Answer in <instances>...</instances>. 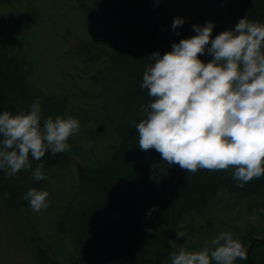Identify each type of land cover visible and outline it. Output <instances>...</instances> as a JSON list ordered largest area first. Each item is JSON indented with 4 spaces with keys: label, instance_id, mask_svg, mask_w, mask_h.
<instances>
[{
    "label": "trees",
    "instance_id": "obj_1",
    "mask_svg": "<svg viewBox=\"0 0 264 264\" xmlns=\"http://www.w3.org/2000/svg\"><path fill=\"white\" fill-rule=\"evenodd\" d=\"M225 1L240 8L241 18L264 24V0ZM77 2L99 30L95 43L81 45V57L85 61L92 58L96 61L103 54L108 55L107 50L112 52L105 71L108 78L104 81L107 88H103V94L107 96L108 89L110 95L121 99L106 110L118 143L108 162L85 169L75 196L57 223L56 234L69 238L75 252L66 260L63 252L51 245L38 246L35 251L37 262L165 264L180 244L181 237H177V233L184 221L192 220L191 226H198L195 225L197 219L213 224L209 209L222 193L227 192L243 201L262 195L264 176L239 187L233 179L232 169L199 170L192 174L178 165H168L155 150L145 152L139 148L133 121L139 123L143 119L140 108L151 100L147 90L140 87L144 71L153 63L148 57L157 51L161 55L171 51L172 44L182 39L177 34L179 29L196 23L203 26L202 19L188 18L174 31L156 0H144L143 3L138 0ZM212 38H215L213 33ZM9 40L8 35L0 36V112H27L32 102L39 100L43 118L67 117L68 103L47 95L23 74L19 54L8 46ZM95 49H100V53L93 55ZM200 59L207 63L212 57L203 55ZM72 141L70 137V146ZM70 159L69 151L55 156L50 152L46 154L43 158L46 177L51 168L69 166ZM38 163L32 161L33 168ZM45 183L46 179L34 181L31 170L21 171L13 177L0 171V202L9 207L12 214L22 212L31 208L30 202L23 199L25 193L32 188L42 190ZM88 188L94 195L87 193ZM4 193H7L6 197ZM153 206L157 210L149 218L148 212ZM248 237L250 246L256 240L251 258L249 246L247 260L238 263L262 264L264 241L252 233Z\"/></svg>",
    "mask_w": 264,
    "mask_h": 264
},
{
    "label": "clouds",
    "instance_id": "obj_2",
    "mask_svg": "<svg viewBox=\"0 0 264 264\" xmlns=\"http://www.w3.org/2000/svg\"><path fill=\"white\" fill-rule=\"evenodd\" d=\"M184 23L174 18L172 29ZM214 27V22L193 25L196 35L148 57L153 63L140 87L151 100L133 126L140 150H155L168 165L192 174L232 169L243 187L264 176V24L245 17L212 38ZM203 55L212 59L205 63ZM80 128L72 116L43 118L39 100L27 112H0V171L13 177L31 170L34 181L47 179L43 158L69 151L68 140ZM32 161L39 162L35 168ZM48 196L32 188L23 199L39 212L48 208ZM156 210L153 206L148 217ZM169 259L171 264H235L247 260V250L234 233L222 231L202 250L181 248Z\"/></svg>",
    "mask_w": 264,
    "mask_h": 264
},
{
    "label": "rangeland",
    "instance_id": "obj_3",
    "mask_svg": "<svg viewBox=\"0 0 264 264\" xmlns=\"http://www.w3.org/2000/svg\"><path fill=\"white\" fill-rule=\"evenodd\" d=\"M138 1L143 3L144 0ZM156 1L171 25L177 17L184 21L196 17L202 19L204 25L214 22V37L233 30L242 19L240 8L225 0ZM192 26L179 29L182 39L194 36ZM2 35L10 36L8 46L19 54L23 74L47 95L68 103V116L78 119L81 128L72 137L70 165L48 171L41 190L49 193L47 209L34 212L28 208L12 214L9 207L0 202V264H38L35 251L44 245L62 251L68 260L75 252L74 246L69 238L56 234L57 223L75 196L85 169L108 162L118 143L106 110L121 99L110 95L108 89L107 96L103 94V88H107L104 81L108 78L105 71L112 52L107 50L109 54H103L96 61L92 58L88 62L81 57V45L95 43L99 30L77 0H0ZM96 48L103 51L99 45ZM100 49H95L93 55L100 53ZM209 211L213 224L197 219L195 225L198 226H191L192 220L187 219L180 225L179 233L187 235L180 238L175 252L181 248L200 251L222 231L234 233L247 251L251 244L249 233L264 241V194L243 201L224 192ZM261 255L264 264V250ZM239 261L243 262L238 259L235 264ZM165 264H171L170 259Z\"/></svg>",
    "mask_w": 264,
    "mask_h": 264
},
{
    "label": "water",
    "instance_id": "obj_4",
    "mask_svg": "<svg viewBox=\"0 0 264 264\" xmlns=\"http://www.w3.org/2000/svg\"><path fill=\"white\" fill-rule=\"evenodd\" d=\"M255 242H256V240L253 241L252 245L250 246V249H249V252H248L249 253V258H251V252H252V249L254 247ZM250 264H252V261H250Z\"/></svg>",
    "mask_w": 264,
    "mask_h": 264
},
{
    "label": "bare ground",
    "instance_id": "obj_5",
    "mask_svg": "<svg viewBox=\"0 0 264 264\" xmlns=\"http://www.w3.org/2000/svg\"><path fill=\"white\" fill-rule=\"evenodd\" d=\"M255 241V240H254ZM255 245V244H254ZM254 248V247H253ZM253 250V249H252ZM249 252V251H248ZM248 255H249V253H248ZM262 262V261H261ZM256 264V263H255Z\"/></svg>",
    "mask_w": 264,
    "mask_h": 264
}]
</instances>
